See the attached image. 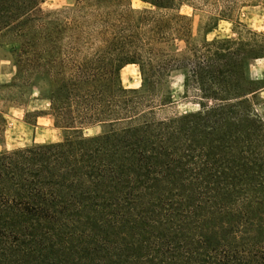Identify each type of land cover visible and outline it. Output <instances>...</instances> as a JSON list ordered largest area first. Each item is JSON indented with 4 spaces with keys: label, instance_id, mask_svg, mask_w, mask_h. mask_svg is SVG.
Wrapping results in <instances>:
<instances>
[{
    "label": "trees",
    "instance_id": "trees-1",
    "mask_svg": "<svg viewBox=\"0 0 264 264\" xmlns=\"http://www.w3.org/2000/svg\"><path fill=\"white\" fill-rule=\"evenodd\" d=\"M41 1L0 0V46L69 132L0 153V264H264V121L249 98L262 49L224 38L168 52L189 29L168 11L189 0L47 13ZM204 1L215 23L264 6ZM127 64L140 88L122 85ZM173 71L214 103L158 117L154 96Z\"/></svg>",
    "mask_w": 264,
    "mask_h": 264
},
{
    "label": "rangeland",
    "instance_id": "rangeland-1",
    "mask_svg": "<svg viewBox=\"0 0 264 264\" xmlns=\"http://www.w3.org/2000/svg\"><path fill=\"white\" fill-rule=\"evenodd\" d=\"M76 0H42L43 12L72 9ZM133 8H151L141 0H131ZM185 17L189 24L187 35L173 38L163 44L170 53L181 55L187 46H199L204 41L224 38L250 41L259 46L264 53V6L249 4L239 6L228 19L217 23L211 17L217 10L204 0L183 1L176 10L168 11ZM7 47L0 46V153L37 144L62 140L68 129L57 126L52 117L51 100L39 94L36 87L15 79L13 61L7 59ZM255 91L249 95L255 112L264 121V57L255 59L249 67ZM121 83L126 88H140L142 79L136 64H127L120 71ZM158 117L180 115L195 111L201 104H212L213 100L200 97L198 90L190 82L185 84L184 75L173 71L167 82L158 87L154 96ZM103 131L101 125L84 129L87 135Z\"/></svg>",
    "mask_w": 264,
    "mask_h": 264
}]
</instances>
